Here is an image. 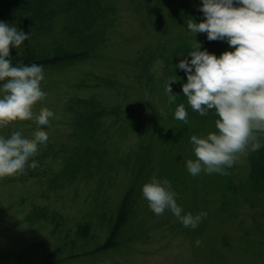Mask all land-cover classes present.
I'll use <instances>...</instances> for the list:
<instances>
[{
	"label": "trees",
	"instance_id": "16d2710c",
	"mask_svg": "<svg viewBox=\"0 0 264 264\" xmlns=\"http://www.w3.org/2000/svg\"><path fill=\"white\" fill-rule=\"evenodd\" d=\"M117 1L0 0V21L15 24L18 29L30 35L20 50L10 46V59L13 64L21 62L25 65L40 64L43 66L44 75L49 68L63 71L81 63L95 59L97 61L104 56L102 53L116 32L120 17ZM125 2L132 16H138L154 28L161 29L163 26L156 42L142 48L136 57L130 76L135 81V85L130 88L135 93L132 104L137 117L131 121L127 119L126 111L129 112L128 109L132 105L130 97L127 92L120 91L114 79H101L102 82L98 84L80 82L77 87L85 88L90 93L74 94L65 102L69 119L64 124L68 123L71 131L67 136L69 141H66L67 146L64 145L66 142L61 146L67 154L61 157L57 173L49 179L50 183L53 182L58 188L95 180L97 190H100L105 184L111 185L120 172L126 171L128 176L125 193L116 204L118 207L108 224L101 225L104 229L103 234H106L102 243L93 247L92 244L99 239L98 234L92 233L90 221L80 222L75 240L80 239L82 242L75 245L76 241L72 243L67 235V239L62 241L65 242L64 247L69 248V254L65 258L46 264H66L78 257H94L127 246L124 243L134 240L135 237H128L127 234L136 228L129 224L137 212V200L141 193L139 189L150 180L152 174L157 178H167L171 182L177 193L178 204L180 196L188 192L196 197L197 186L194 184L195 187L191 189L189 179L206 183V188L213 179L214 191H217V185L220 184L216 180H220L222 198L230 196L234 202H237L239 195L247 193L257 195L260 200L264 198V133H256L261 147L241 154L240 159L226 170L227 174L205 173L206 182L203 177L188 175L187 170L180 167L185 152L191 146L190 137L204 136L208 132L216 131L217 116L214 110H209L207 115L201 116L191 108L187 97L182 93V84L187 82L186 73L179 68L176 69V64L192 50L195 39L201 44V50L207 49L217 56L224 51L232 50L226 39L210 41L206 32L195 34L187 29V20L192 18L200 22L205 19L200 11L202 0H125ZM160 62L162 72L158 74L154 71V66ZM170 80H175L171 82V88L176 94V100L171 104L168 103L165 92ZM110 89L116 91L117 96L125 98V104H111L104 96L100 97L98 91H93L104 90V93H111ZM154 98H157L163 107V114L157 112L160 109L154 106ZM179 104H184L186 108L187 122L174 118L175 109ZM139 105L149 107L151 110L149 114H145V121L140 119ZM129 131L137 134L138 142H134L136 145H132L133 143L127 145L125 151L115 147L117 137ZM120 153H124V156H119ZM240 161L248 162L249 167L245 176L236 178ZM190 190L193 192L190 193ZM205 192L207 195L212 193L209 189ZM203 201H207L205 197ZM106 204L107 200L100 204L98 199L91 203ZM222 205L229 203L225 201ZM148 209L149 212L146 214H152L149 206L146 210ZM25 221L31 226L38 222L52 224L57 235L62 232V226L67 219L54 209L36 206ZM142 221L143 219L137 222V225H141ZM261 225L255 223L257 233L256 235L250 233L251 243L259 242L260 236H264ZM68 234H71L70 231ZM253 236H257L258 239Z\"/></svg>",
	"mask_w": 264,
	"mask_h": 264
},
{
	"label": "rangeland",
	"instance_id": "374dc122",
	"mask_svg": "<svg viewBox=\"0 0 264 264\" xmlns=\"http://www.w3.org/2000/svg\"><path fill=\"white\" fill-rule=\"evenodd\" d=\"M117 6L120 16L118 25L102 53L103 57L63 71L49 68L45 74L42 86L46 88L47 95L35 103L34 111L38 112L46 107L55 114L54 118H50L47 128L45 125L39 126L48 132V141L40 145L37 154L31 158L37 162L35 168L26 167L19 175L12 174L0 178V264H46L65 258L69 254V248L64 247L65 242L62 239H67L68 235L69 241H76L75 245L80 244L82 240H75L80 222L90 221L92 233L98 234L99 239L92 244L93 247L102 243L106 237L101 225L108 224L118 207L116 204L125 193L127 172H120L111 185L105 184L100 190H97L95 180L58 188L53 182L50 183L49 179L57 173L61 157L67 154L61 146L68 141L67 136L71 131L69 124H64L69 119L65 102L74 94L83 95L89 92L85 88L79 89L77 85L80 82L98 84L102 80L112 78L120 91L127 92L132 104L135 93L130 87H133L135 82L130 76L135 59L142 48L156 42L163 30V26L161 29L154 28L138 16H132L125 0H118ZM154 71L161 74V62L154 66ZM110 90L111 93L98 90V95L104 96L111 104H125V98ZM156 99L153 100L154 106L163 108ZM139 106L140 119L145 121V114H149L151 110L149 107ZM128 110L127 119L131 121L137 117L136 112H133V104ZM36 128L34 119L17 120L0 127V135L8 136L13 131L30 134ZM136 141L138 142L137 134L129 131L117 137L115 147L125 151L127 145H136ZM68 142L64 144L65 147ZM120 155L124 156V153ZM184 157L180 167L187 170L186 161L195 159L192 144ZM238 167L236 178L246 175L249 163L240 161ZM186 173L190 175L188 170ZM153 176L155 175L152 174L151 178ZM195 177H203L207 182L203 172ZM212 180L206 188V183L189 179L191 189L195 187L194 184L197 186L196 197L188 192L179 198V204L185 213L191 212L195 215L201 211L207 212V216L195 229L184 227L170 211H165L162 215L151 211L152 214L147 215L148 202L143 197L141 188L137 212L129 224L136 228L127 234L128 237L135 236L134 240L124 243L127 246L109 253L78 257L66 264H264V236H260L259 242L250 241V233H257L256 222L262 224L264 229V198L260 200L257 195L247 193L239 195L237 202L230 196L223 199L222 189H219L220 180H216L220 183L218 188L215 187L217 191L213 190ZM206 189L212 193L207 195ZM191 192L193 191L190 190ZM204 197L206 202L203 201ZM94 199H98L100 204L107 200V204L91 205ZM225 201L229 205H222ZM36 206L62 213L67 219L62 226V232L56 235L52 224L38 222L36 225H29L25 218ZM142 219L141 225H137ZM253 238L258 239L257 236ZM197 240L201 241L199 246L196 245Z\"/></svg>",
	"mask_w": 264,
	"mask_h": 264
},
{
	"label": "clouds",
	"instance_id": "9594fccd",
	"mask_svg": "<svg viewBox=\"0 0 264 264\" xmlns=\"http://www.w3.org/2000/svg\"><path fill=\"white\" fill-rule=\"evenodd\" d=\"M200 11L205 19L187 20V29L195 34L206 32L210 41L226 39L232 50L217 56L201 50L195 39L192 50L176 64V69L186 73L182 93L191 108L201 116L214 110L217 116L216 131L190 137L195 159H188L186 168L192 176L227 174L241 154L261 147L256 133H264V0H202ZM29 37L15 24L0 21V127L27 119L37 124L30 134L0 135V178L37 166L31 158L49 138L39 126L49 125L55 116L46 107L34 111L35 103L47 95L42 86L43 66L13 64L10 59V46L20 50ZM173 81L165 88L169 104L176 100ZM174 118L187 122L184 104L176 107ZM142 195L156 215L170 211L184 227L195 229L207 216L206 211L185 213L167 178L153 176L142 186ZM200 243L196 241L197 246Z\"/></svg>",
	"mask_w": 264,
	"mask_h": 264
}]
</instances>
